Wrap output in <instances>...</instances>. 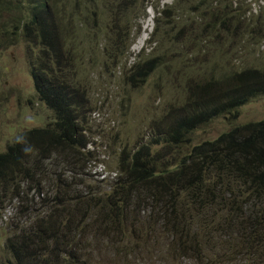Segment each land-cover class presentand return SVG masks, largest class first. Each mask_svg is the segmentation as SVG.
I'll use <instances>...</instances> for the list:
<instances>
[{
  "label": "trees",
  "instance_id": "obj_1",
  "mask_svg": "<svg viewBox=\"0 0 264 264\" xmlns=\"http://www.w3.org/2000/svg\"><path fill=\"white\" fill-rule=\"evenodd\" d=\"M163 1L0 0V10H17L0 24L8 29L0 33V51L21 41L40 47L32 75L41 101L57 117L53 127L28 131L24 143L0 153V221L14 207L0 264H143L145 255L163 246L195 264H264V120L196 145L177 166L172 158L160 165L162 151L153 153L149 144L124 151L108 202L96 189L70 210L65 167L52 170L60 154L79 160L90 143L83 93L69 67L84 60L89 50L83 45L90 54L96 44L105 53L118 49L123 37L129 52L146 2L158 15L150 45L163 51L162 43H185L188 53L175 47L177 58L207 59L220 73L224 64L243 65L189 87L183 113L164 133L165 154L191 143L200 126L264 96V10L247 14L227 0H175L162 8ZM119 52L113 51L118 59ZM253 53L258 62L247 66ZM163 66L160 57L134 65L132 82L145 83ZM65 164L74 165L73 159ZM81 214L89 216L82 220ZM144 218L148 225L139 228Z\"/></svg>",
  "mask_w": 264,
  "mask_h": 264
},
{
  "label": "rangeland",
  "instance_id": "obj_2",
  "mask_svg": "<svg viewBox=\"0 0 264 264\" xmlns=\"http://www.w3.org/2000/svg\"><path fill=\"white\" fill-rule=\"evenodd\" d=\"M174 1L164 0L160 5L163 8L172 5ZM227 1L233 8H241V12H248L247 14H257L264 10V0ZM146 5L148 7L145 14L138 20L141 33L135 38L132 36L129 52L125 51V42H121L123 37L120 38L118 49H109L105 53L96 44L91 48L93 54H90V47L83 45L84 49L89 50L84 60L75 61L73 66L69 67L70 75L78 78V85L83 93L79 97L80 102H84V136L90 141L87 148L81 151L79 160L66 153V156L73 159L74 165L65 164L68 157L60 154L52 166L53 171L57 165L66 169H61V172L66 171L64 191L70 200L67 202L70 210L80 206L81 201H85L96 189L102 190L104 199L108 202V197L113 196L114 181L121 175L119 164L124 151L133 152L149 144L153 153L162 151L164 164L160 165L167 167V162L172 158L177 166L196 145L204 141H214L237 126L264 120V96H261L240 107L233 115L224 114L200 126L192 133L191 143L165 154L164 133L183 113L180 109L188 101L189 87L220 72L218 67H213V63H208L207 59L200 62L191 57L183 60L177 58L175 47L184 55L188 53L185 43L179 46L162 43L163 51L160 45H150L149 41L158 24V15L148 2ZM16 11L11 6L2 7L0 24L15 15ZM159 23L165 24L162 19ZM129 29L126 28L127 33H131ZM6 30L8 29H3L0 25V33ZM209 44L213 46L212 42ZM113 51L119 52V59ZM36 53L42 57L39 46L34 48L25 41L0 51V153L6 152L12 145L24 143L23 135L26 132L48 128L50 124L53 127L57 122L56 115L41 101L35 87L36 81L32 71L33 62L37 60ZM155 57H160L166 66L151 73L145 83L134 84L131 79L134 65ZM258 58L262 59L263 56L258 55ZM252 61L258 62L254 53L246 60L247 66ZM235 62L238 65L236 68L232 69L231 64H224L220 74H229L243 68L242 63ZM89 152L94 161L88 160ZM174 156L180 160H173ZM47 164H50V160ZM57 174L58 172L52 173V176H59ZM77 197L80 200L72 201ZM13 208L9 206L2 212L0 250L4 249L9 235L5 227L14 215ZM95 213L96 209L91 207L89 214ZM88 216L85 214L83 217L81 214L82 220H86ZM199 220L200 218H196V221ZM147 225V218H144L139 228H145ZM132 234V230L127 232V235ZM145 257L143 264H195L192 259L175 256V253L167 250L165 246L153 250ZM205 257L216 260L214 255L205 254ZM116 264L126 263H119L117 259ZM131 264H136L135 260Z\"/></svg>",
  "mask_w": 264,
  "mask_h": 264
}]
</instances>
